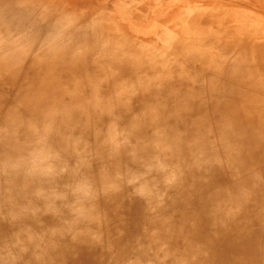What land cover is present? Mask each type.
<instances>
[{"label": "rangeland", "instance_id": "374dc122", "mask_svg": "<svg viewBox=\"0 0 264 264\" xmlns=\"http://www.w3.org/2000/svg\"><path fill=\"white\" fill-rule=\"evenodd\" d=\"M51 3L68 23L76 17L78 26L85 24L79 22L87 19L85 11L98 12L94 16L121 29V39L140 57L130 70L135 75L116 70L115 76L114 66L112 73L104 66L108 90L97 84V92L109 95L97 103L113 118H80L81 90L65 101L70 85H60L59 77L43 84L35 75L19 87L12 75L0 74V140L16 143L9 153L0 146L2 170L31 141L46 152L56 142L73 145L69 159L67 150L60 152L58 169L69 186L55 179L68 202L56 210L55 223L45 222L54 236L34 234L35 261L25 264H264V0ZM80 52L82 58L90 54ZM158 67L165 73L158 76ZM244 94L226 109L232 124L207 126L206 118H219L228 98ZM189 210L196 217L187 221L199 233L179 235ZM85 225L95 231L88 234ZM60 235L78 239L65 256L64 247L52 252L45 246ZM209 242L211 253L201 252Z\"/></svg>", "mask_w": 264, "mask_h": 264}, {"label": "bare ground", "instance_id": "6f19581e", "mask_svg": "<svg viewBox=\"0 0 264 264\" xmlns=\"http://www.w3.org/2000/svg\"><path fill=\"white\" fill-rule=\"evenodd\" d=\"M104 3L110 7L109 1ZM95 9L100 11V7ZM96 13L98 12L94 13L92 10L85 11L83 15L87 19L79 21H83L85 24L78 26L76 17L73 16L75 23H68L61 15L59 4L57 7L51 3V0H0V74L7 72L12 75V81H16V86L19 87V81L23 78L32 79L33 76L37 75L45 84L50 81L53 82L56 77H59L58 83L60 85L66 83L70 85V87H66L68 88L67 91L70 92L64 95L65 101L72 100L75 95L74 91L81 90V100L84 101L85 106L82 107L80 113H76L80 118L104 117L107 113L109 118H113L110 108L107 112V105L97 103L98 99L106 100V96L109 95L105 91L97 92V84L105 85L103 89L108 90L104 83L110 78L107 76L109 73L104 66H109L111 73L110 66H114L115 76L118 75L116 70H125L129 72V75H135V72L130 70L139 64L140 55L134 50H130L128 43L121 39L123 35L121 29L118 31L110 23L108 25L102 24L101 17L103 18V16L98 14L94 16ZM102 14H105L104 10H102ZM4 30H11L12 34L7 36V33H3ZM2 36L5 39H1ZM80 51H88L90 54L82 58L78 55L81 53ZM210 62L214 61L210 60ZM158 65L163 68L164 62H158ZM155 72L158 70L151 74L153 75ZM164 73L165 71L159 69L158 76ZM23 90L25 91V89ZM53 93L59 97L57 91ZM260 95H264V93L262 92ZM244 96L245 94L228 98L225 103V111L221 112L219 118L208 117V120L206 118L207 126L231 123L227 120L231 114L226 109L235 104L237 97ZM246 102L249 103L250 98H247ZM64 103L71 104V102ZM247 104L245 108H248ZM57 106H61V103ZM13 112L16 114L15 110ZM13 112L5 113L6 117L13 115ZM205 112L208 113V111ZM194 116L197 117V115ZM221 127L223 126L217 128ZM68 142H56L54 143L55 148L46 152V146H40L31 141L29 148L25 146L21 148V153L16 154L8 170L0 168V176L3 175L2 183L0 181V264H11L9 259L12 260V258L17 260L18 264L32 263L29 260L34 262L37 247L34 234H39L42 237L45 235L47 237L54 236L53 231L49 230L51 227L48 229L51 234L47 231L49 224L45 222L48 221L51 225L55 223V215L58 218L61 216L56 210L61 208L62 203L68 202L61 191L63 187L55 183V179H60L64 175V173L58 172L61 163H64L60 152L67 150L65 156L66 159H69L68 149L73 147L70 141ZM86 142L88 144V141ZM2 143H4L5 148L8 146L5 149L7 153L15 150L16 143L12 137L7 141L4 140V142L0 140L1 147L3 146ZM46 145L48 147L49 144ZM256 145L252 144L251 147ZM246 149L247 152L243 154V159L247 160L251 148L246 145L245 151ZM54 150H59V155L56 158L53 156ZM258 151H260V147ZM111 162L114 163V161ZM244 164L245 161L242 160L240 166H245ZM78 171L80 172V170ZM227 174V170L223 169L221 175ZM65 178L67 179L65 176L62 177L60 181L69 186ZM53 197H58V199L54 200ZM21 206L25 209L21 210ZM208 212H206V217L210 215ZM187 213H189L188 216L183 219L181 227L177 231L179 235L193 231L199 233L196 231L195 223L187 221L189 218L190 220L194 219L196 214L192 210ZM53 226L55 228V225ZM87 226L85 225V227ZM85 230L88 234L95 231L89 227ZM219 233L223 234L221 231ZM200 236L198 235V237ZM16 237L24 238L27 242L23 246L12 244L14 242L12 239ZM56 237L52 238L53 243L47 241L45 246L48 250L64 247V256L74 250L70 247L72 244L78 243V239L72 237H63L62 235ZM188 243L193 244L194 241ZM48 250L44 249V251ZM211 250L213 247L209 242V245L200 251L210 254ZM54 251L52 250V252ZM226 252L229 253V250L225 249L218 254L219 260L228 254Z\"/></svg>", "mask_w": 264, "mask_h": 264}]
</instances>
